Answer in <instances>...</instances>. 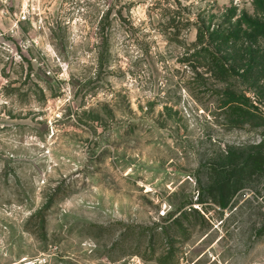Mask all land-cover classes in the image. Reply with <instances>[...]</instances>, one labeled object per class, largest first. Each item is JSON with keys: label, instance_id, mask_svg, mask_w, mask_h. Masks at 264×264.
<instances>
[{"label": "rangeland", "instance_id": "obj_1", "mask_svg": "<svg viewBox=\"0 0 264 264\" xmlns=\"http://www.w3.org/2000/svg\"><path fill=\"white\" fill-rule=\"evenodd\" d=\"M260 1L13 0L30 9L18 26L0 13V264H160L164 235L154 254L127 255L137 237L109 249L191 202L208 224L174 236L177 264H264V168L247 163L264 153V34L246 27ZM51 199L46 239L26 223Z\"/></svg>", "mask_w": 264, "mask_h": 264}, {"label": "trees", "instance_id": "obj_2", "mask_svg": "<svg viewBox=\"0 0 264 264\" xmlns=\"http://www.w3.org/2000/svg\"><path fill=\"white\" fill-rule=\"evenodd\" d=\"M261 2V1H260ZM262 2L260 4V7L258 6L257 11L263 12V17L258 18L260 19L261 23L259 21L255 22V23H247L248 26L246 27H250L254 30H259V32H262L264 34V7ZM214 33V32H212ZM206 50V51H205ZM203 52H208L211 53L210 55L213 57V60H218L220 63V57H218L217 53L212 50L210 47L209 48H204V50L202 49L201 51H199V56L202 55ZM222 65V63H221ZM219 65L221 68L222 66ZM216 66V63L215 65ZM224 69L226 70L227 68L225 66H223ZM227 72L231 73V70L228 68ZM232 102L234 105L235 103L237 104L236 100L230 101ZM237 107L239 109H241V113L242 115H238V119L243 120V119H252L253 117V109H256L257 107L253 104H251L252 108H247L245 106V108L237 105ZM100 115H97L96 118H94V120H100ZM247 163H250L251 166L257 167V168H264V153H260V154H255L254 156H250ZM233 178V177H232ZM230 177V179H227L226 182H223L220 184H223V187H227L230 188L231 186H235L236 181L234 179H232ZM51 203H52V199L50 201H48V203H46L43 207H41L40 209H38L37 211H35L30 218L28 219L27 223H26V228L33 232L34 234H36L37 236H39V234H43L44 238L48 236V232H47V224H48V219H47V212L51 207ZM193 202L191 203H183L180 206L176 207L175 209L166 212L164 215H160L158 218H156V220L152 223V225L148 226V227H129L126 230H124L119 238L112 243L110 249H109V254L108 257L112 258V252L115 251L116 249L120 248L119 245L125 243L126 241H130V240H134L135 237H137L138 239L136 240V245L135 246H130L129 250H132L133 253H126L127 255H131L134 253H139V254H147L148 252L150 254H154L155 249L150 248V245H154L155 244V239L159 237H162V235L165 236L166 241L169 243L168 244V248L161 254L159 255V257L156 258V260L160 263V264H177L178 260L175 259L174 256V250H173V242L174 240V236L181 232L183 234H190V232L193 231V229L195 228V225L197 224V222L195 220H197V218H200L203 222H206L208 224V219L206 218V216L204 215V213L202 214L201 211L192 205ZM103 229V227H100L99 230ZM106 230L109 231V229L106 228ZM99 235H97L96 237H98ZM147 237L150 238V241L148 243V247H146L145 249H143L142 246L144 239H146ZM95 238V237H94ZM47 242V240H46ZM99 240H97V244H96V249L95 250H100L99 247ZM171 243V244H170ZM167 247V246H166ZM108 251V250H107ZM126 262V260H125ZM66 264H77L73 261L67 260Z\"/></svg>", "mask_w": 264, "mask_h": 264}, {"label": "built area", "instance_id": "obj_3", "mask_svg": "<svg viewBox=\"0 0 264 264\" xmlns=\"http://www.w3.org/2000/svg\"><path fill=\"white\" fill-rule=\"evenodd\" d=\"M13 0H0V13L8 18L13 23V26H18L20 23L29 19L30 9L28 6H22L19 11L12 10Z\"/></svg>", "mask_w": 264, "mask_h": 264}]
</instances>
